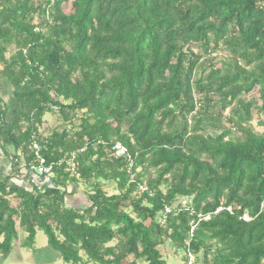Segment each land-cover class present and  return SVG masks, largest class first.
Masks as SVG:
<instances>
[{
  "label": "trees",
  "instance_id": "trees-1",
  "mask_svg": "<svg viewBox=\"0 0 264 264\" xmlns=\"http://www.w3.org/2000/svg\"><path fill=\"white\" fill-rule=\"evenodd\" d=\"M3 84L1 260L39 230L63 264H264V0H0Z\"/></svg>",
  "mask_w": 264,
  "mask_h": 264
},
{
  "label": "rangeland",
  "instance_id": "rangeland-1",
  "mask_svg": "<svg viewBox=\"0 0 264 264\" xmlns=\"http://www.w3.org/2000/svg\"><path fill=\"white\" fill-rule=\"evenodd\" d=\"M2 91H0V95L3 96L4 99H6L10 94L9 87H7L5 84L2 85ZM6 92V94H5ZM4 93V94H3ZM226 114V112H225ZM56 116V115H54ZM78 118V117H77ZM55 118L52 119V121H48L46 124V127L51 130L52 126L56 127L55 129L61 130L62 128L55 126L53 123H55ZM78 119H74L71 124L73 126L78 125ZM47 130V129H45ZM74 187L79 186V184H73ZM112 186H114L113 183H105L104 190L108 195H111L115 192L114 189H112ZM73 188V187H72ZM140 192H144L146 188H144V185L141 186L138 189ZM166 211V209H165ZM162 224L164 223V220L161 221ZM26 234H21L19 232V239L15 243V247L11 254L5 259H0V264H63L61 260H59L57 257L54 259V256L50 250H47V238L44 235L42 231H36V235L34 238V244L31 249L22 248V243L25 238ZM157 251L160 252L162 260L165 262V264H181V252L178 253V255H175L174 248L171 246V244L166 243L164 245H161L157 248ZM48 258V260H47ZM128 260H131L130 258ZM189 262L188 264H201L200 261L195 262L194 257L188 258ZM139 264H144L142 262H139Z\"/></svg>",
  "mask_w": 264,
  "mask_h": 264
},
{
  "label": "built area",
  "instance_id": "built-area-1",
  "mask_svg": "<svg viewBox=\"0 0 264 264\" xmlns=\"http://www.w3.org/2000/svg\"><path fill=\"white\" fill-rule=\"evenodd\" d=\"M31 149L34 154V160L30 163L28 169V185L31 191L35 190L39 192L41 191L44 183L47 181V175L50 173V168L45 167L44 160L41 158L39 153V145L33 143ZM111 153L115 159H119L124 157L125 149L120 144L116 143L112 146ZM70 168H72V164Z\"/></svg>",
  "mask_w": 264,
  "mask_h": 264
},
{
  "label": "crops",
  "instance_id": "crops-1",
  "mask_svg": "<svg viewBox=\"0 0 264 264\" xmlns=\"http://www.w3.org/2000/svg\"><path fill=\"white\" fill-rule=\"evenodd\" d=\"M2 91V90H1ZM9 92H11V90H9ZM4 94V93H3ZM5 94H6V92H5ZM10 94V93H9ZM9 97V96H8ZM7 150H8V152H12V149L11 148H7ZM0 172L3 174V175H5V176H8V175H10L11 173H12V163H11V161H9V160H7L6 158H3V157H1L0 158ZM18 182H20V184H21V186H23V187H25L27 190H30L29 188V185H28V183H27V186H26V184L25 183H23V182H21V181H18ZM73 187V188H72ZM72 187H71V191L72 192H74V191H77V193H76V195L72 198V203L70 204V205H72V206H77V207H79V206H83V205H85V203H86V200H85V198L83 197V195H82V193L80 192V188H79V186H77V187H74V185H72Z\"/></svg>",
  "mask_w": 264,
  "mask_h": 264
}]
</instances>
